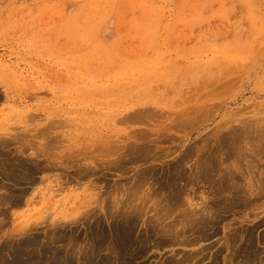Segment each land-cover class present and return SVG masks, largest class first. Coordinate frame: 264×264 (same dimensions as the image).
<instances>
[{
	"label": "rangeland",
	"instance_id": "1",
	"mask_svg": "<svg viewBox=\"0 0 264 264\" xmlns=\"http://www.w3.org/2000/svg\"><path fill=\"white\" fill-rule=\"evenodd\" d=\"M0 18L6 264L29 247L43 264H264V0H0ZM127 193L151 207L131 229ZM193 210L205 226L186 227ZM116 222L126 254L109 245Z\"/></svg>",
	"mask_w": 264,
	"mask_h": 264
},
{
	"label": "bare ground",
	"instance_id": "2",
	"mask_svg": "<svg viewBox=\"0 0 264 264\" xmlns=\"http://www.w3.org/2000/svg\"><path fill=\"white\" fill-rule=\"evenodd\" d=\"M169 69V68H168ZM171 70V69H170ZM125 99V98H124ZM150 111V110H149ZM136 112V111H135ZM154 112V111H153ZM143 113V112H142ZM137 114V113H136ZM136 114H134V115H136ZM157 114H158V112H157ZM156 114V115H157ZM131 115V114H130ZM145 116V115H144ZM144 116H142V117H144ZM159 116V115H158ZM161 116V115H160ZM134 118H136L135 116H134ZM126 119H127V117H126ZM128 119H130V117L128 116ZM137 119V118H136ZM131 120H133V119H131ZM146 120V119H145ZM120 121V120H119ZM124 121H126V120H124ZM128 121V120H127ZM140 121V120H139ZM139 121H138V123H139ZM136 122V121H135ZM141 122V121H140ZM172 122V121H171ZM120 123V122H119ZM122 123H124V122H122ZM132 123V122H131ZM183 123V122H182ZM184 126V125H183ZM181 127H182V125H181ZM186 127V126H185ZM249 127V126H248ZM184 128V127H183ZM219 128H220V126H219ZM247 128V127H246ZM251 128V127H250ZM238 129V128H237ZM262 129H263V127H262ZM233 130V129H232ZM235 130V129H234ZM233 130V131H234ZM244 130V129H243ZM246 130V129H245ZM148 131V130H147ZM146 131V132H147ZM236 131V130H235ZM234 131V132H235ZM238 131V130H237ZM236 131V132H237ZM251 130H249V132H250ZM262 131V130H261ZM133 132H134V130H133ZM138 132V131H137ZM136 132V133H137ZM243 132V131H242ZM129 133V132H128ZM148 133V132H147ZM252 134H253V131L251 132ZM262 133V132H261ZM150 134H152V133H150ZM138 136H139V134H137ZM240 135H242V133H240ZM239 135V136H240ZM128 136V135H127ZM149 136V135H148ZM133 137V136H132ZM140 137V136H139ZM156 138H158L157 136H155ZM171 137H173L172 135H171ZM211 137V136H210ZM126 138V137H125ZM148 138H150V137H148ZM154 138V137H153ZM152 138V139H153ZM170 138V137H169ZM228 138V137H227ZM239 138V137H238ZM123 139V138H122ZM151 139V140H152ZM155 139V138H154ZM175 139V138H174ZM229 139V138H228ZM231 139V138H230ZM147 140V139H146ZM145 140V141H146ZM209 140H210V138H209ZM233 140V139H232ZM149 141V140H148ZM159 141V140H158ZM264 141V140H263ZM132 142V141H131ZM204 142H206V141H204ZM215 142V141H214ZM135 143V142H134ZM142 143V142H141ZM216 143H218V142H216ZM130 144H132V143H130ZM205 144V143H204ZM240 144V143H239ZM226 145V144H225ZM261 145H262V143H261ZM132 146V145H131ZM130 146V148H132ZM135 146V145H134ZM137 146V145H136ZM135 146V147H136ZM142 146V145H141ZM195 146V145H194ZM214 146V145H213ZM228 146V145H227ZM231 146V145H230ZM236 146H237V144H236ZM240 146H241V144H240ZM242 146H244L243 144H242ZM241 146V147H242ZM254 146V145H253ZM258 146H259V144H258ZM257 146V147H258ZM89 147V146H88ZM123 147V146H122ZM129 147V146H128ZM146 147V146H145ZM223 147V146H222ZM232 147V146H231ZM260 147V146H259ZM136 148H138V147H136ZM142 148H144V146L142 147ZM151 148V147H150ZM221 148V147H220ZM234 148H236V147H234ZM243 148V147H242ZM251 148V147H250ZM82 149V148H81ZM109 149V148H108ZM108 149H106V150H108ZM113 149V148H112ZM141 149V148H140ZM232 149V148H231ZM241 149V148H240ZM240 149L239 148H237V150L236 151H238L239 150V152H240ZM249 149V148H248ZM79 150V149H78ZM137 150H139V149H137ZM144 150V149H143ZM146 150V149H145ZM144 150V151H145ZM228 151H230L229 150V147H228V149H227ZM234 151H235V149H233ZM232 150V151H233ZM243 150V149H242ZM244 150H247V149H244ZM110 151V150H109ZM140 151V150H139ZM138 151V152H139ZM149 150H147V152H148ZM188 151H189V149H188ZM219 151V150H218ZM224 151H225V149H224ZM223 151V152H224ZM234 151H233V153H234ZM248 151V150H247ZM261 151V150H260ZM116 152V151H115ZM152 152V151H151ZM150 152V153H151ZM161 152H163V151H161ZM164 152H165V150H164ZM212 152V151H211ZM244 152V151H243ZM112 153H113V151H112ZM133 153V152H132ZM143 153V152H142ZM145 153H146V151H145ZM192 154H193V152H191ZM195 153V152H194ZM228 153V152H227ZM232 153V154H233ZM250 153V152H249ZM128 154V153H127ZM168 154V153H167ZM190 154V153H189ZM225 154V153H224ZM241 154V153H240ZM243 154V153H242ZM242 154H241V156H242ZM244 154H246V152L244 153ZM243 154V155H244ZM121 156H122V154H120ZM126 155V154H125ZM146 155H148V153H146ZM194 155V154H193ZM236 155V154H235ZM264 155V154H263ZM124 156V155H123ZM122 156V157H123ZM129 156V155H128ZM130 156H131V154H130ZM140 156H142L141 154H140ZM140 156H138V157H140ZM154 156V155H153ZM186 156V155H185ZM230 156V155H229ZM234 156V155H233ZM245 156V155H244ZM127 157V156H126ZM132 157H133V155H132ZM168 157V156H167ZM250 157V156H249ZM134 158V157H133ZM182 158V157H181ZM225 158V157H224ZM232 158V157H231ZM230 158V159H231ZM235 158H237V157H235ZM246 158V157H245ZM262 158H264V157H262ZM122 159H124V158H122ZM127 159V158H126ZM135 159V158H134ZM152 159V158H151ZM238 159V158H237ZM236 159V160H237ZM244 159V158H243ZM129 160V159H128ZM131 160V159H130ZM183 160V159H182ZM222 160H224V159H222ZM109 161V160H108ZM125 161V160H124ZM127 161V160H126ZM132 161V160H131ZM202 161V160H201ZM242 161V160H241ZM223 162V161H222ZM222 162H221V164H222ZM243 162H244V160H243ZM242 162V163H243ZM246 162V161H245ZM259 162V161H258ZM16 163V162H15ZM106 163V162H105ZM111 163V162H110ZM187 163V162H186ZM218 163H219V161H218ZM226 163V162H225ZM231 163V162H230ZM260 164H261V162H259ZM229 164V163H228ZM232 164V163H231ZM263 164V163H262ZM112 165H113V163H112ZM178 165V164H177ZM216 165V164H215ZM226 165V164H225ZM242 165V164H241ZM249 165V164H248ZM247 165V166H248ZM259 165V164H258ZM17 166H18V164H17ZM16 166V168H12V169H10V171H8L9 173V176L11 177V178H13V179H15V181H17L16 183H19L18 182V179H19V181L20 180H24L26 177H28V176H26L25 175V173H24V171H29V170H25L28 166H25V164L24 163H20L19 164V166L17 167ZM172 166V165H171ZM203 166V165H202ZM207 166V165H206ZM213 166V165H212ZM219 166V165H218ZM223 166V165H222ZM222 166H219L218 168H221ZM260 166H263V165H260ZM113 167V166H112ZM154 167V166H153ZM179 167V166H178ZM187 167V166H186ZM211 167V166H210ZM217 167V166H216ZM229 167H230V165H229ZM238 167V166H237ZM243 167V166H242ZM42 168V167H41ZM118 168V167H117ZM180 168L182 169V167H179V170H177V169H174L175 171H177L176 172V174L175 175H177L178 174V176H179V178L180 177H182V178H187V180H189V181H192V180H190V179H195V178H190V176L188 175V177H187V174L185 175V173L183 172V170H180ZM184 168V167H183ZM203 168V167H202ZM208 168V167H207ZM222 168H224V167H222ZM227 168H228V166H226V170H227ZM233 168V167H232ZM20 169H21V171L23 172V174L25 175V177L24 176H22L23 174H21L22 172L20 171ZM79 169V168H78ZM234 169H235V167H234ZM233 169V170H234ZM262 169H263V167H262ZM81 170V169H80ZM173 170V169H172ZM204 170V169H203ZM208 170H211V168L210 169H208ZM208 170H204V171H207L208 172ZM217 169H215V171H216ZM232 170V169H231ZM250 170V169H249ZM34 171V170H33ZM82 171V170H81ZM175 171H173V172H175ZM220 171H221V169H220ZM223 171H224V169H223ZM237 171V170H236ZM236 171H233L234 173H236ZM158 172V171H157ZM186 172V171H185ZM217 172V171H216ZM215 172V173H216ZM228 172H230V171H228ZM32 173V172H31ZM162 173V172H161ZM171 173V172H170ZM233 173V174H234ZM237 173H239V172H237ZM252 173V172H251ZM80 174V173H79ZM152 174V173H151ZM218 174V173H217ZM216 174V175H217ZM220 174V173H219ZM230 174V173H229ZM241 174V173H240ZM29 175H31V174H29ZM156 175V174H155ZM175 175H174V177H175ZM206 175H207V173H206ZM212 175V174H211ZM225 175H226V171H225ZM231 175V174H230ZM258 175V174H257ZM257 175H255V176H257ZM6 176V175H5ZM152 176V175H151ZM221 176V175H220ZM227 176H229V175H227ZM238 176V175H237ZM142 177V176H141ZM226 177V176H225ZM230 177H234V176H230ZM229 177V178H230ZM31 178H33V177H31ZM140 178V177H139ZM149 178V177H148ZM151 178V177H150ZM158 178V177H157ZM156 178V179H157ZM168 178V177H167ZM176 178V177H175ZM179 178H177L179 181H180V179ZM201 178V177H200ZM219 178V177H218ZM222 179H223V177H221ZM259 178H260V176H259ZM28 179V178H27ZM135 179V178H134ZM137 179V178H136ZM144 179V178H143ZM171 179V178H170ZM220 179V178H219ZM228 179V178H227ZM236 179V178H235ZM29 180H30V178H29ZM168 180V179H167ZM176 180V179H175ZM174 180V181H175ZM187 180H186V182H187ZM210 180V179H209ZM221 180V179H220ZM226 180V179H225ZM229 180H231V178L229 179ZM229 180H227V181H229ZM233 180V179H232ZM32 181V180H31ZM144 180H140V182L139 181H136V182H139L140 184H142V182H143ZM154 181V180H153ZM157 181V180H156ZM165 181V180H164ZM163 181V182H164ZM171 181V180H170ZM177 181V180H176ZM183 181V180H182ZM181 181V182H182ZM185 181V180H184ZM196 181H198L197 179H196ZM215 181V180H214ZM21 182V181H20ZM131 182V181H130ZM169 182V181H168ZM216 182V181H215ZM218 182V181H217ZM219 182H221V181H219ZM230 182V181H229ZM233 182H235V181H233ZM134 183V182H133ZM147 183V182H146ZM177 183H179V182H177ZM193 183V182H192ZM191 183V184H192ZM210 183V182H209ZM214 183V182H213ZM235 183H237V182H235ZM234 183V184H235ZM249 183V182H248ZM247 183V184H248ZM154 184V183H153ZM168 184V183H167ZM181 184V183H180ZM184 184H185V182H184ZM183 184V185H184ZM195 183H193V185H194ZM241 184V183H240ZM239 184V185H240ZM246 184V183H245ZM245 184H243L244 186H245ZM119 185V184H118ZM137 185V184H136ZM163 185V184H162ZM165 185V184H164ZM182 185V184H181ZM180 185V186H181ZM182 185V186H183ZM189 185V184H188ZM206 185V184H205ZM248 185H250V184H248ZM142 185H140V187H141ZM155 186V185H154ZM159 186H160V184H159ZM170 186V185H169ZM178 186H179V184H178ZM176 184H174V182H173V184H172V190H171V193H170V195L168 196V198L166 199V201L164 200V202H165V207H164V209H162V211H164L165 212V214H167L168 212H169V216H170V211H169V209H172L173 211H175V209L177 208V207H179V206H177V204H181V194H183V191H184V187L182 188H180V187H178ZM191 186V185H190ZM196 186V185H195ZM214 186H216L215 185V183H214ZM220 186H221V184H220ZM234 186V185H233ZM237 186H238V184H236V188H237ZM241 186V185H240ZM239 186V187H240ZM251 186V185H250ZM133 187H134V185H133ZM164 187V186H163ZM192 187V186H191ZM224 187H225V184H224ZM226 187H228V186H226ZM247 187V186H246ZM253 187V186H252ZM257 187V186H256ZM119 188V187H118ZM130 188V187H129ZM135 188H137L138 190H139V188H138V185H137V187L135 186ZM153 188V187H152ZM156 188V187H155ZM171 188H169V191H170V189ZM188 188H189V186H188ZM187 188V190H189ZM209 188H210V186H209ZM213 188V187H212ZM218 188V187H217ZM220 188H222V187H220ZM264 188V187H263ZM132 189H134V188H132ZM141 189V188H140ZM161 189H163V188H161ZM186 189V188H185ZM213 189H215V191H216V188H213ZM219 189V188H218ZM226 189V188H225ZM225 189L223 190V191H225ZM227 189H229V188H227ZM226 189V191H228ZM233 189V188H232ZM231 189V190H232ZM239 189V188H238ZM242 189H244V188H242ZM261 189V188H260ZM153 190V189H152ZM160 190V189H159ZM165 190V189H164ZM163 190V191H164ZM234 190H236L235 188H234ZM246 190H248V189H246ZM133 191V190H132ZM167 191V190H166ZM189 191H191V189L189 190ZM223 191H222V193H223ZM230 191V190H229ZM237 191V190H236ZM243 191H245V190H243ZM18 192V191H17ZM124 192V191H123ZM129 192V191H128ZM131 192V191H130ZM129 192V193H130ZM134 192V194H135V191H133ZM160 192H162V190L160 191ZM256 192V191H255ZM117 193H119V192H117ZM168 193V192H167ZM184 193H185V191H184ZM187 193V192H186ZM218 193V192H217ZM220 193V192H219ZM236 194H237V192H235ZM245 193V192H244ZM13 194V193H12ZM128 194V193H127ZM130 194H132V193H130ZM153 194V193H152ZM169 194V193H168ZM189 194V193H188ZM188 194H187V196H188ZM224 194H225V192H224ZM252 194V193H251ZM110 195V194H109ZM129 195V194H128ZM184 195V194H183ZM182 195V196H183ZM186 195V194H185ZM190 195V194H189ZM221 195H223V194H221ZM253 195H254V193H253ZM257 195V194H256ZM4 196V195H3ZM22 196H23V192H21L20 193V191L18 192V194L16 193L15 195H14V200L12 199L11 201H14V204H18V203H20V200H21V198H22ZM144 196V195H143ZM151 196V195H150ZM217 196V195H216ZM224 196V195H223ZM248 196H249V194H248ZM255 196V195H254ZM128 198H127V201H126V203H125V206L126 207H128V208H126V211L123 213V214H119V217H121V220L123 219V222H124V224L129 228V229H131L134 225L133 224H135V221L137 220V222H138V219H141L142 217H144L143 215H145L146 214V212H148V211H150V209H151V207L150 208H148L147 209V207H146V205H147V203H148V200H145V199H142L140 202H138V203H136V200L134 199V196L132 197V195H129V196H127ZM152 197V196H151ZM150 197V198H151ZM156 197V196H155ZM220 197V196H219ZM219 197H218V199H219ZM235 197V196H234ZM238 197V196H237ZM166 198V197H165ZM185 198V197H184ZM221 198V197H220ZM251 198H253V197H251ZM258 198V197H257ZM8 199V198H7ZM126 199V198H125ZM125 199H124V201H125ZM138 199V198H137ZM186 199V198H185ZM188 199V198H187ZM190 199V198H189ZM192 199V198H191ZM150 200V199H149ZM223 200H225V199H223ZM222 200V201H223ZM251 200V199H250ZM1 201V200H0ZM123 201V202H124ZM189 201L190 200H188V202H186V203H189ZM219 201V200H218ZM222 201H220V203L222 202ZM252 201V200H251ZM3 202V201H2ZM225 202V201H224ZM247 202V201H246ZM111 203V202H110ZM185 203V202H184ZM185 203V204H186ZM219 203V202H218ZM245 203V202H244ZM3 204V203H2ZM12 204H13V202H12ZM13 204V205H14ZM122 204V203H121ZM124 205V204H123ZM158 205V204H157ZM184 205V204H183ZM219 205V204H218ZM243 205V204H242ZM124 206V207H125ZM182 206V205H181ZM194 206V205H193ZM206 206V205H205ZM213 206V205H212ZM211 206V207H212ZM215 206V205H214ZM248 206V205H247ZM123 207V206H122ZM158 207V206H157ZM236 207V206H235ZM154 208V207H153ZM180 208V207H179ZM192 208V207H191ZM203 208H205V207H203ZM210 208V207H209ZM109 209V208H108ZM120 209V208H119ZM155 209V208H154ZM161 209V208H160ZM186 209H188V208H186ZM214 209V208H213ZM171 210V211H172ZM185 210V209H184ZM195 210V209H194ZM193 210V212L191 211V214L190 215H188L189 213H187L188 211L190 212V210H188L185 214V219H186V223H187V226L186 227H188V225H192L191 227L193 228V226H194V224H195V222L196 223H200V220H198L197 221V219L198 218H196V216H198V215H196V212H197V210H196V212ZM200 210V209H199ZM204 210V209H203ZM210 210V209H209ZM217 210H218V208H217ZM234 210V209H233ZM115 211V210H114ZM160 210H158V212H159ZM173 211H172V213H173ZM232 211V210H231ZM154 212V211H153ZM180 212H181V210H180ZM184 211H182V214L184 215V213H183ZM195 212V213H194ZM203 212V211H202ZM208 212V211H207ZM171 213V214H172ZM199 213V212H198ZM2 214V213H1ZM108 214V213H107ZM174 214V213H173ZM203 214V213H202ZM154 215H156V214H154ZM107 216V215H106ZM112 216V215H111ZM158 216V215H157ZM160 216V215H159ZM179 216V215H178ZM205 216H207V215H205ZM205 216L204 217H202V218H204L205 219ZM180 217V216H179ZM181 217L182 218H184V216H182L181 215ZM207 217H209V216H207ZM115 218H116V216H115ZM159 217H155V219H158ZM201 218V214H200V218L199 219H202ZM213 218H215V217H213ZM167 219V218H166ZM165 219V220H166ZM185 219H179V220H184V222H185ZM161 220V219H160ZM173 220V219H172ZM171 220V221H172ZM207 220H209V219H207ZM218 220V219H217ZM115 221H119L118 219L117 220H115ZM131 221V222H130ZM155 221V220H154ZM157 221V220H156ZM159 221V220H158ZM162 221V220H161ZM177 221V220H176ZM205 221V220H204ZM180 222V221H179ZM183 222V221H182ZM183 222V223H184ZM202 222V221H201ZM206 223L205 224H207V221H205ZM117 223V222H116ZM181 223V222H180ZM120 224H122V223H120ZM119 223H117V224H114V228L112 227V231L114 232L113 234L115 235V237H114V239L112 240V244H109V245H111V247H112V250L118 255L120 252H121V254H122V252H123V254H126V251H127V248L128 247H130V241H128L129 239L127 238L128 236H127V232H126V230H125V228L124 227H122L121 225H120ZM158 225H160V223L158 222L157 223ZM156 224V225H157ZM161 224H162V222H161ZM167 224V223H166ZM171 224V223H170ZM179 224V223H178ZM198 224H197V226H198ZM203 224V223H202ZM202 224H201V226H202ZM93 225V224H92ZM176 224H174V225H170L169 226V224L168 225H164L163 226V228H165V229H169L170 231H173L172 229H171V227L173 228V227H177V226H175ZM180 225V224H179ZM182 225H185V223L184 224H182ZM204 225V224H203ZM208 225V224H207ZM199 226H200V224H199ZM200 226V227H201ZM205 226V225H204ZM214 226V225H213ZM182 227V226H181ZM184 227V226H183ZM186 227H184V228H186ZM190 227V228H191ZM154 228V227H153ZM162 228V229H163ZM206 228H207V226H206ZM161 229V230H162ZM202 229V228H201ZM201 229L199 230V231H201ZM192 230V229H191ZM198 230V229H197ZM202 230H204V228L202 229ZM166 231V230H165ZM180 231H183L184 232V230H180ZM164 232V231H163ZM168 232V231H167ZM187 232V231H186ZM205 232V231H204ZM165 233V232H164ZM170 233V232H169ZM201 234V233H200ZM104 236L103 235V233L102 232H100L99 234H98V236ZM106 235V234H105ZM165 235V234H164ZM62 236V235H61ZM127 236V237H126ZM172 236V235H171ZM180 236V235H179ZM175 237V236H174ZM177 237H178V235H177ZM176 237V238H177ZM233 237V236H232ZM112 238V237H111ZM128 240H127V239ZM172 238H173V236H172ZM119 239L121 240L122 239V242L120 241V242H118L119 241ZM142 239V238H141ZM140 239V240H141ZM168 238H166V240H167ZM200 239V238H199ZM139 240V239H138ZM174 240V239H173ZM64 241V240H63ZM103 241V240H102ZM171 241V240H170ZM178 241V240H177ZM237 241V240H236ZM133 242V241H132ZM143 242V241H142ZM163 242V241H162ZM172 242V241H171ZM176 242V241H175ZM140 243H141V241H140ZM170 243V242H169ZM173 243V242H172ZM190 243V242H189ZM92 244V243H91ZM143 244H145V243H143ZM28 245H29V243H27L26 244V247L25 248H27L28 247ZM99 245V244H98ZM97 245V246H98ZM108 245V246H109ZM25 246V245H24ZM100 246V245H99ZM139 246H142V245H140L139 244ZM250 246V245H249ZM136 247H138V246H136ZM31 247H29L28 249H30ZM80 248V247H79ZM94 248V247H93ZM99 248V247H98ZM9 249H10V247H9ZM12 249V248H11ZM27 249V250H28ZM27 250H21V251H18L17 253L16 252H14V253H16L15 255H13L12 256V259H10L9 260V262H7V264H43V262H42V260H41V258L39 257V258H37L34 254H32L31 252H29V251H27ZM81 250V249H80ZM8 252V251H7ZM83 252V251H82ZM110 252H111V250H110ZM125 252V253H124ZM255 252V251H254ZM2 253V252H1ZM129 253V252H128ZM139 253H140V251H139ZM248 253V252H247ZM84 255V254H83ZM120 255V254H119ZM257 255V254H256ZM3 256H4V254H3ZM93 256V255H92ZM125 256V255H124ZM10 258V257H9ZM8 258V259H9ZM87 257H85V259H86ZM91 259V258H90ZM90 259H88L89 261H90ZM246 259V258H245ZM92 260V259H91ZM108 259H106V261H105V259H104V261H105V264H108V261H107ZM249 260H250V258H249ZM89 261H88V263H89ZM93 261V260H92ZM110 261V260H109ZM92 263V262H91ZM247 263V262H246ZM0 264H6V262H4V258H0ZM244 264V263H243Z\"/></svg>",
	"mask_w": 264,
	"mask_h": 264
},
{
	"label": "crops",
	"instance_id": "3",
	"mask_svg": "<svg viewBox=\"0 0 264 264\" xmlns=\"http://www.w3.org/2000/svg\"><path fill=\"white\" fill-rule=\"evenodd\" d=\"M1 30H2V22H1V18H0V34H1ZM0 91L3 92V88L2 87H0Z\"/></svg>",
	"mask_w": 264,
	"mask_h": 264
}]
</instances>
